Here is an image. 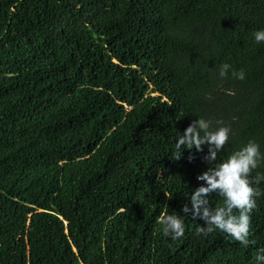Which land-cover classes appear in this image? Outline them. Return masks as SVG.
I'll use <instances>...</instances> for the list:
<instances>
[{
  "label": "trees",
  "instance_id": "obj_1",
  "mask_svg": "<svg viewBox=\"0 0 264 264\" xmlns=\"http://www.w3.org/2000/svg\"><path fill=\"white\" fill-rule=\"evenodd\" d=\"M262 27L264 0H0V264H252L264 195L247 248L158 217L202 183L206 146L174 160L197 116L232 128L218 160L264 152Z\"/></svg>",
  "mask_w": 264,
  "mask_h": 264
},
{
  "label": "clouds",
  "instance_id": "obj_2",
  "mask_svg": "<svg viewBox=\"0 0 264 264\" xmlns=\"http://www.w3.org/2000/svg\"><path fill=\"white\" fill-rule=\"evenodd\" d=\"M255 44H264V27L252 33ZM231 65L224 63L220 66L219 75L226 77ZM238 80L245 79L244 70L231 73ZM232 128L223 121L213 122L203 116L192 120L183 132H177L174 142V160H179L185 150L195 149L203 152L206 146L207 153L203 159L207 162L206 170L196 175L200 183L197 187L188 189L185 193V203L180 208L181 215L176 210H165L158 217L165 237L177 240L185 234V218L203 222L198 224L195 232L199 236L207 237L218 232L247 248L253 241L250 240L251 214L256 208L257 198L262 194L257 188L264 177L251 174L261 164H264V152L261 146L253 139L240 145L222 159H217L218 154L225 151V146L230 142ZM194 157L189 156L191 161ZM220 198V202L212 206L210 197ZM252 264H264V247L258 248Z\"/></svg>",
  "mask_w": 264,
  "mask_h": 264
}]
</instances>
